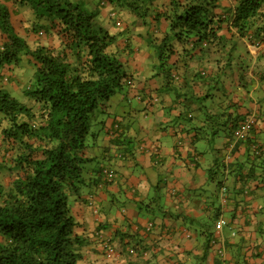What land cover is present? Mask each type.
I'll use <instances>...</instances> for the list:
<instances>
[{"label": "crops", "instance_id": "crops-1", "mask_svg": "<svg viewBox=\"0 0 264 264\" xmlns=\"http://www.w3.org/2000/svg\"><path fill=\"white\" fill-rule=\"evenodd\" d=\"M171 1L158 0L163 6L138 18L130 4L118 9L121 2L106 0L100 11L89 0L88 9L99 10L98 20L117 37L110 50L133 85L100 109L104 120L90 150L116 178L73 206L76 234L86 240L81 264H220L214 239L226 246L234 264H264V185L239 175L246 176L256 162V146L252 153L233 137L235 126L254 116L251 138L264 141V43L239 37L231 27L236 0H221L214 10L224 21L217 43L175 39L163 66L160 48L171 34L166 18ZM7 6L16 32L32 47L62 46L48 23L35 30L29 9ZM143 7L150 11L149 2ZM27 60L35 67L33 58ZM70 61L76 62L73 53ZM8 68L0 77L14 69ZM0 81L5 89L15 84L8 76ZM119 134L130 146L114 144ZM221 176L224 191L218 186ZM220 216L228 225L217 232ZM103 242L115 248L113 258Z\"/></svg>", "mask_w": 264, "mask_h": 264}, {"label": "trees", "instance_id": "trees-1", "mask_svg": "<svg viewBox=\"0 0 264 264\" xmlns=\"http://www.w3.org/2000/svg\"><path fill=\"white\" fill-rule=\"evenodd\" d=\"M220 1H171L173 15H166L171 34L162 41L161 65L172 55L175 39L193 36L205 46L219 39L224 21L214 10ZM9 2L33 12L41 21L35 30L48 24L47 28L56 29L62 46L52 49L39 43L32 47L16 32ZM236 3L231 27L241 38L264 43V0ZM131 5L138 16L140 6ZM98 17L97 11L73 0H4L0 4V67L18 66L26 56L35 60L37 68L34 83L24 89L29 104L0 84V264H81L85 259L86 240L76 234L73 206L84 193L91 197L92 191L116 178L100 155L91 153L96 138L93 118L102 105L133 85L120 57L110 50L117 37ZM70 53L76 62L70 61ZM245 120L235 126L233 137L250 147V152L256 146V162L261 166L252 162L247 175L242 171L239 175L264 185V141L252 140L254 128L248 137L238 138ZM114 144L122 147L131 142L119 134ZM256 168L261 174L255 173ZM218 186L224 191L222 176Z\"/></svg>", "mask_w": 264, "mask_h": 264}, {"label": "rangeland", "instance_id": "rangeland-1", "mask_svg": "<svg viewBox=\"0 0 264 264\" xmlns=\"http://www.w3.org/2000/svg\"><path fill=\"white\" fill-rule=\"evenodd\" d=\"M74 2L77 3H81L84 7H86L88 9V4H89V0H73ZM80 1V2H79ZM106 0H90V4L92 3V7L96 8V6L98 5V8L100 11H103V5L102 2H105ZM112 1L113 3H115V0H108V2ZM118 2H121V6L118 9H125V7H127V5H131L134 4L135 6H140V9L137 10L138 13V18H141L140 16L144 17L145 13L150 15L151 11H153V6H157L160 5L157 4L158 0H117ZM151 8L150 11H146V9L143 8L144 4L148 3ZM120 5V3H118ZM129 7L132 8V5ZM125 6V7H124ZM163 6V5H160ZM134 8V7H133ZM148 8V7H145ZM92 10H94L93 8H91ZM89 10V9H88ZM98 10V12H99ZM91 11V10H90ZM33 17H32V23H37L39 22V24H41V21H39L36 16L32 13ZM137 16V14H135ZM170 15H173L172 10L170 11ZM35 63H30L27 60L26 56L22 57V60L20 61V63L18 64V66H15L14 69H10L11 72L9 71H3L5 76L0 77V80H4L7 76L14 79L15 80V84H11L8 83L7 85H5L6 90L8 92H10L15 98H17L18 100H20L21 102L25 103V104H29V101L31 100L30 98H28L27 94L24 92V89L26 87H28L30 84L32 85L34 83V79H35V73H33L34 71H37L36 65L34 67ZM6 67L7 69H9V66H3ZM3 67H0V70L2 71ZM118 97V96H117ZM116 98V97H115ZM115 98L113 101H115ZM116 104H119L118 102H116ZM104 120V115L103 113L98 110L95 113V116L93 118V124H94V130L95 132H98L100 127L102 126V121ZM121 207V205H119ZM113 250L115 251V248L112 247ZM104 251L106 253V256L109 253V247L104 246Z\"/></svg>", "mask_w": 264, "mask_h": 264}, {"label": "built area", "instance_id": "built-area-1", "mask_svg": "<svg viewBox=\"0 0 264 264\" xmlns=\"http://www.w3.org/2000/svg\"><path fill=\"white\" fill-rule=\"evenodd\" d=\"M255 125H256V119L254 116L247 118L245 122L243 123L242 127L240 128V130L237 132L238 138L244 139L248 137ZM108 174L111 177L112 173H108ZM227 225H228V222L225 219V217L220 216L216 222V231L217 232L223 231ZM235 235L236 233L233 232L232 236H235ZM212 244L214 246L215 245L219 246L217 249V254H218V259H219L220 264H234V262L230 261L227 248L224 244L220 243L217 239H214L212 241ZM114 253H115L114 250L112 248H109L108 257L110 258L113 257ZM131 253H133V251Z\"/></svg>", "mask_w": 264, "mask_h": 264}, {"label": "clouds", "instance_id": "clouds-1", "mask_svg": "<svg viewBox=\"0 0 264 264\" xmlns=\"http://www.w3.org/2000/svg\"><path fill=\"white\" fill-rule=\"evenodd\" d=\"M112 248V247H111ZM113 249V248H112ZM115 252V251H114ZM115 256V253H114V255H113V257ZM107 257H108V255H107ZM113 257H111V258H113ZM108 258H110V257H108Z\"/></svg>", "mask_w": 264, "mask_h": 264}]
</instances>
